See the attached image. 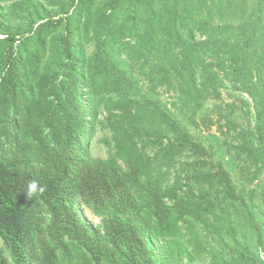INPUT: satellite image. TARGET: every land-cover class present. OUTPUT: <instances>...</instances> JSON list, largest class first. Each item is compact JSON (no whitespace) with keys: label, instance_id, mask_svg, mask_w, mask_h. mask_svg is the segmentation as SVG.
<instances>
[{"label":"trees","instance_id":"trees-1","mask_svg":"<svg viewBox=\"0 0 264 264\" xmlns=\"http://www.w3.org/2000/svg\"><path fill=\"white\" fill-rule=\"evenodd\" d=\"M263 176L264 0H0V264H264Z\"/></svg>","mask_w":264,"mask_h":264},{"label":"rangeland","instance_id":"rangeland-1","mask_svg":"<svg viewBox=\"0 0 264 264\" xmlns=\"http://www.w3.org/2000/svg\"><path fill=\"white\" fill-rule=\"evenodd\" d=\"M226 97V95H224ZM246 96V95H245ZM232 97V96H229ZM231 99V98H229ZM228 99V100H229ZM202 135L206 138L205 142L214 141L215 142V135L218 136L217 127L213 126L211 129L201 128L200 129ZM104 137V131H99L97 135L94 137V140L92 141V153L95 156H106L107 155V147L102 142V138ZM210 139V140H209ZM229 169L233 173L234 176H236V172L234 169V166H229ZM264 178V176H263ZM84 214L88 220L91 222L94 221L95 223H98V219H96L88 210H84Z\"/></svg>","mask_w":264,"mask_h":264},{"label":"clouds","instance_id":"clouds-1","mask_svg":"<svg viewBox=\"0 0 264 264\" xmlns=\"http://www.w3.org/2000/svg\"><path fill=\"white\" fill-rule=\"evenodd\" d=\"M44 191L45 188L43 186H38V183L33 180L28 183L27 190L24 193L26 194V197L30 200L34 195H42Z\"/></svg>","mask_w":264,"mask_h":264}]
</instances>
